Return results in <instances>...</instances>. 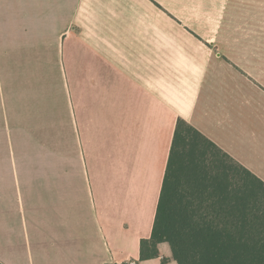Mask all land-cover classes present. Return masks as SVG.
<instances>
[{
	"label": "crops",
	"instance_id": "1",
	"mask_svg": "<svg viewBox=\"0 0 264 264\" xmlns=\"http://www.w3.org/2000/svg\"><path fill=\"white\" fill-rule=\"evenodd\" d=\"M4 40L61 76L63 135L33 166L36 116L0 126L4 264H178L140 246L179 118L264 181V0H0Z\"/></svg>",
	"mask_w": 264,
	"mask_h": 264
},
{
	"label": "trees",
	"instance_id": "2",
	"mask_svg": "<svg viewBox=\"0 0 264 264\" xmlns=\"http://www.w3.org/2000/svg\"><path fill=\"white\" fill-rule=\"evenodd\" d=\"M161 243L178 264H264V181L182 118L140 260Z\"/></svg>",
	"mask_w": 264,
	"mask_h": 264
},
{
	"label": "rangeland",
	"instance_id": "3",
	"mask_svg": "<svg viewBox=\"0 0 264 264\" xmlns=\"http://www.w3.org/2000/svg\"><path fill=\"white\" fill-rule=\"evenodd\" d=\"M4 45L10 44L5 40L0 44V57H2L0 60H4V67L0 72V126L4 125L2 123L4 119L12 118L14 115L20 120H24L30 115L36 116V121L31 123V134L23 131L21 142L16 143V147L20 149L31 148V158L27 162L29 165L35 166L39 160L43 159L41 154L46 148H59V152L55 150L57 155H60V151H62V147L60 150L61 137L63 136L61 128L62 99L60 94L52 91V89L57 90L61 87V76L46 72L44 60L31 59L26 53L21 54L17 63L5 60ZM9 52L11 57H14L16 50L12 47ZM32 101H37L36 106L33 103V106H30ZM22 125L28 126L25 123ZM75 147L77 149V145ZM60 161L61 159H57L56 155H53V163H60ZM89 178V174H87V179ZM106 189L110 193L109 187ZM113 192L115 193L114 190ZM154 205V203L150 204L145 213L143 232L147 233V227H149V225H145V222L149 223L152 222V219L154 220ZM164 248L165 251L168 250L167 248L170 249V246L165 244ZM164 260L167 261L166 258ZM155 263L160 264L159 261H155Z\"/></svg>",
	"mask_w": 264,
	"mask_h": 264
}]
</instances>
